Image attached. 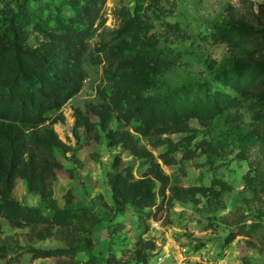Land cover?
<instances>
[{"label":"rangeland","instance_id":"374dc122","mask_svg":"<svg viewBox=\"0 0 264 264\" xmlns=\"http://www.w3.org/2000/svg\"><path fill=\"white\" fill-rule=\"evenodd\" d=\"M21 1L52 5L60 0H0V15L14 10ZM119 6L137 7L140 17L137 27L122 37L114 31L118 19L113 10ZM61 10L70 14L66 5ZM102 11L105 20L87 42L82 87L61 107L64 119L53 125L59 138L74 145L73 109H83L89 101H102L101 94L108 99L110 84L103 77L105 61L96 48H138L147 41L153 42L157 59L131 62L133 71L150 73L159 81V85L144 91L146 95L159 93L164 87L205 84L210 91L228 95L232 102L214 115L203 103L190 113H176L178 118L171 124V132L161 136L172 141L187 136L188 146L195 150L191 157L184 158L179 152H170L177 160L170 165L158 157L166 144L153 147L145 137L135 134L169 175L170 185H177L178 190L189 189L186 200L171 198L170 189L165 190L163 199H157L155 217L148 220V230L141 235L155 245L148 264H264V0H105ZM214 23H225L228 30L215 31ZM34 40L32 34L30 41ZM89 117L97 119L93 114ZM116 125V120L110 124ZM100 134L99 140L93 134L81 136L75 157L57 151L62 167L56 170L54 196L62 206L64 194L69 191V206L85 207L98 217L88 233L92 239L90 253H114L126 259L133 252L139 230L131 211L113 217L108 212L110 190L106 172L114 154L121 156L119 168L127 163L134 165L135 177L143 168L122 146H108ZM201 140L209 147L200 148ZM244 147L245 153L240 151ZM13 193L26 204L38 202L20 180ZM1 223L0 240L21 247L65 245L57 228L52 229L50 236L34 239L27 226L12 227L4 219ZM115 223L122 224L117 231L112 229ZM230 230L236 234L225 243ZM15 256L7 253L0 257V264L58 261L53 256L31 258L20 249L18 260L10 263ZM78 256L84 257L81 252Z\"/></svg>","mask_w":264,"mask_h":264},{"label":"trees","instance_id":"16d2710c","mask_svg":"<svg viewBox=\"0 0 264 264\" xmlns=\"http://www.w3.org/2000/svg\"><path fill=\"white\" fill-rule=\"evenodd\" d=\"M104 3L105 0H60L52 5L41 2L32 5L21 1L14 10L0 15V233L4 219L12 227H29L34 239L50 236L52 229L57 228L65 241L64 246L40 248L21 247L1 239L0 257L7 253L16 255L10 263L18 260L19 250L23 249L31 258L57 257V264H148L155 245L141 235L148 230V220L155 217L153 208L158 207L157 199H163L165 190L170 189L171 198L186 200L189 189L178 190L177 185H170L169 175L135 134L145 137L153 147L166 144L158 157L170 165L177 162L170 152H179L184 158L191 157L195 150L188 146L187 136L178 141L161 136L171 132L170 126L178 118L176 113H190L203 103L209 114L214 115L232 102L231 97L210 91L205 84L164 87L159 93L146 95L144 91L159 85V81L150 73L133 71L131 62L157 59L154 43L147 41L138 48L101 45L96 51L105 61L103 77L110 84L108 99L101 94L102 101L86 102L83 109L75 107L72 126L75 144L61 140L53 125L64 119L61 107L82 87L87 42L105 20ZM63 5L69 7L70 14L62 12ZM113 13L118 19L114 31L119 37L140 22L137 7L119 6ZM213 27L215 31L228 30L225 23H214ZM32 34L34 42L30 41ZM90 114L97 119L91 120ZM113 120L117 121L115 127L110 126ZM100 133L108 146H122L143 168L135 177L134 165L127 163L119 168L121 156L114 154L106 172L110 190L108 212L113 217L131 211L139 230L133 252L126 259L114 253H90L92 239L88 233L98 217L85 207L69 206V191L64 194L62 206L54 196L56 170L62 167L57 151L75 157L81 136L93 134L99 140ZM204 142H199L200 148L209 147ZM261 143L264 149V135ZM245 149L240 151L245 153ZM253 167L256 168V163ZM19 180L27 193L38 198L36 204H26L14 195ZM121 227V223H115L112 229L117 231ZM235 234L230 230L225 243ZM80 252L84 257L78 256Z\"/></svg>","mask_w":264,"mask_h":264},{"label":"bare ground","instance_id":"6f19581e","mask_svg":"<svg viewBox=\"0 0 264 264\" xmlns=\"http://www.w3.org/2000/svg\"><path fill=\"white\" fill-rule=\"evenodd\" d=\"M68 121H69V122L71 121V118H70V117H68Z\"/></svg>","mask_w":264,"mask_h":264}]
</instances>
